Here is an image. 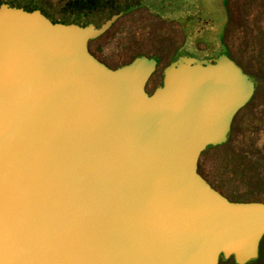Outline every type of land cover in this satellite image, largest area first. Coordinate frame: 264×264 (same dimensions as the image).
I'll list each match as a JSON object with an SVG mask.
<instances>
[{"label":"water","instance_id":"water-1","mask_svg":"<svg viewBox=\"0 0 264 264\" xmlns=\"http://www.w3.org/2000/svg\"><path fill=\"white\" fill-rule=\"evenodd\" d=\"M0 7V264H245L264 201L230 200L199 172L255 93L227 53L110 67L104 22ZM31 10V11H28Z\"/></svg>","mask_w":264,"mask_h":264},{"label":"rangeland","instance_id":"rangeland-1","mask_svg":"<svg viewBox=\"0 0 264 264\" xmlns=\"http://www.w3.org/2000/svg\"><path fill=\"white\" fill-rule=\"evenodd\" d=\"M28 6L40 7V13L61 17L68 21L95 22L100 24L112 14L128 10L130 5L143 3L151 13L171 21L177 36L167 43L165 54H191L212 57L220 50L227 53L242 68L253 73L256 66L249 64L251 53L245 49L241 38L246 24L253 13H242V0H228L230 28L220 35L226 18V0H14ZM0 7L22 8L14 2H0ZM27 10V9H25ZM31 11V10H28ZM123 12L109 28L89 42L90 51L105 64H120L127 59L125 44L129 30H139L130 16ZM154 19L149 15V21ZM154 44L161 46L155 37ZM99 46V50L97 49ZM222 46V47H221ZM140 54L155 50L152 45L139 47ZM221 48V49H220ZM259 61V60H258ZM261 63V62H260ZM264 68V64H257ZM111 67V66H110ZM164 65L159 63L146 85L147 90L156 86L162 78ZM198 170L218 191L230 200L264 201V93L251 98L233 118L227 140L219 145L208 146L201 153ZM233 258L221 260V264H234ZM236 264V263H235ZM245 264H264V236L259 242V255Z\"/></svg>","mask_w":264,"mask_h":264},{"label":"trees","instance_id":"trees-1","mask_svg":"<svg viewBox=\"0 0 264 264\" xmlns=\"http://www.w3.org/2000/svg\"><path fill=\"white\" fill-rule=\"evenodd\" d=\"M142 4L143 3H139L138 5H130V8L124 14V16H130V18L134 20V22L137 24L136 27L139 32L136 33L133 29L129 30V35L125 44V55L128 56L127 59L123 60L120 64L129 62L136 55L140 54L141 50L139 47L145 44H150L155 50H151V52L146 53V55L155 56L158 61L157 65L159 63H162L165 66L173 57L178 54L179 48L177 47V45L169 49H174L173 52H170L168 54L164 53V51H168L166 47L167 43H171L170 40L174 37V35L177 36V32H175V30L173 29L170 20L160 17L155 13H151L150 10H148ZM241 5V10L244 15H249L251 12L253 13L252 17L249 19L251 25L248 26L246 24L245 28L242 30L241 38L243 40L245 49H247V47L250 49L249 52L251 53V56L249 57V64L253 66V68L254 66H256L253 73L248 72L244 68L243 70L253 78L256 89L252 98H257L262 96V94L264 93V68H262L260 65L259 67H257V64H264V0H242ZM227 6L228 0H226L227 16L225 20H223L224 28L220 35L222 38H224L225 31L227 30V28H230L231 24ZM151 14L153 15L154 19L152 21H149V15ZM153 37L161 39V46L159 48H157L154 44ZM97 49L99 50V46H97ZM220 52L222 51L219 50L217 54H219ZM223 52H226L225 48L223 49ZM217 54H215L214 56H216ZM117 65L119 64H110V66L113 68ZM161 80L162 78L157 81L156 85L160 84ZM151 90L148 91L150 92ZM220 259L223 261L227 260L222 257Z\"/></svg>","mask_w":264,"mask_h":264},{"label":"flooded vegetation","instance_id":"flooded-vegetation-1","mask_svg":"<svg viewBox=\"0 0 264 264\" xmlns=\"http://www.w3.org/2000/svg\"><path fill=\"white\" fill-rule=\"evenodd\" d=\"M219 264H221V259H220V261H219Z\"/></svg>","mask_w":264,"mask_h":264},{"label":"crops","instance_id":"crops-1","mask_svg":"<svg viewBox=\"0 0 264 264\" xmlns=\"http://www.w3.org/2000/svg\"><path fill=\"white\" fill-rule=\"evenodd\" d=\"M145 55H146V53H145ZM173 58H174V57H173ZM173 58H172V59H173Z\"/></svg>","mask_w":264,"mask_h":264}]
</instances>
